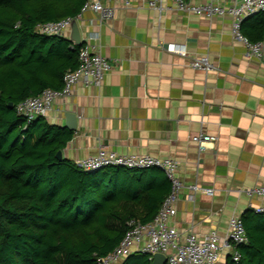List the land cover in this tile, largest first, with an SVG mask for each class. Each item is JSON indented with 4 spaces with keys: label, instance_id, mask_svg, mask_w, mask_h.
Wrapping results in <instances>:
<instances>
[{
    "label": "crops",
    "instance_id": "1",
    "mask_svg": "<svg viewBox=\"0 0 264 264\" xmlns=\"http://www.w3.org/2000/svg\"><path fill=\"white\" fill-rule=\"evenodd\" d=\"M116 6L112 19L101 22L98 13L87 10L79 20L82 40L101 48L114 67L101 85L81 82L71 95L55 100L47 115L51 122L66 126V112L78 114L63 157L75 162L105 145L121 154L178 159L184 186L171 223L183 239L191 231L212 229L226 236L233 215L256 211L264 201L246 192L264 186V57L247 54L228 15L185 12L173 0L162 9L138 1ZM172 42L185 44L189 54L168 50ZM201 56L216 68L191 65ZM200 132L218 138L201 148L193 139ZM136 171L143 174L142 185L153 186L154 197L170 193L164 170ZM195 182L214 193L195 191ZM130 204L142 214V203Z\"/></svg>",
    "mask_w": 264,
    "mask_h": 264
},
{
    "label": "trees",
    "instance_id": "2",
    "mask_svg": "<svg viewBox=\"0 0 264 264\" xmlns=\"http://www.w3.org/2000/svg\"><path fill=\"white\" fill-rule=\"evenodd\" d=\"M86 1L0 0V264H100L129 220L154 219L165 199L142 185L136 169L90 172L60 159L74 131L45 115L27 122L17 110L29 96L61 88L65 73L78 67L81 44L38 25L76 16ZM242 31L251 41L263 39L264 10L249 16ZM130 202L142 203V214ZM242 218L249 240L240 260L228 256L227 264H264V212L248 210ZM121 264L153 260L135 251Z\"/></svg>",
    "mask_w": 264,
    "mask_h": 264
},
{
    "label": "built area",
    "instance_id": "3",
    "mask_svg": "<svg viewBox=\"0 0 264 264\" xmlns=\"http://www.w3.org/2000/svg\"><path fill=\"white\" fill-rule=\"evenodd\" d=\"M138 1L139 6L148 5L162 9L167 0H87L81 11L76 16H66L59 20H49L38 25L42 33L50 35L66 36L75 19L83 17L85 11L93 10L99 15L101 22L112 19L116 12V3L126 6ZM178 9L185 12L203 14L207 17L228 15L232 18V33L235 39L242 41L247 47L250 56L264 57V38L251 41L242 31L243 22L251 15L264 10V0H173ZM168 4V3H167ZM167 49L188 55V49L183 43H168ZM79 65L75 69H69L64 76V84L61 88H45L40 94L25 98L18 103L17 110L31 122L38 115L47 116L54 107L58 97H68L74 87L83 82L86 85H101L106 75L113 69L111 59L104 55L96 44L90 39L82 41L79 50ZM191 65L206 71L216 68L209 61L208 56L193 57ZM216 135L200 132L193 136L201 148L207 142L215 143ZM76 165L86 171L94 172L108 166H118L131 169H146L157 167L164 170L169 176L172 188L165 197L162 206L154 219L143 222L137 217L129 220V227L121 242L108 254L99 256L100 264H121L135 251H142L154 259L157 252H163L167 256L166 264H224L223 253L235 261L241 258L240 246L249 240L247 229L241 215H233L230 219L229 231L222 236L217 230H210L204 234L195 231L189 232L183 239L179 229L171 223L176 215L177 202L180 198L183 181L177 174L180 161L175 158L161 159L151 154H121L105 145L100 146L97 154L88 155L77 159ZM191 187L197 191L214 193L213 187L202 186L195 182ZM250 195H261L264 198V186L247 188ZM194 194L191 198H194ZM264 212V201L255 209Z\"/></svg>",
    "mask_w": 264,
    "mask_h": 264
},
{
    "label": "water",
    "instance_id": "4",
    "mask_svg": "<svg viewBox=\"0 0 264 264\" xmlns=\"http://www.w3.org/2000/svg\"><path fill=\"white\" fill-rule=\"evenodd\" d=\"M71 27L72 28L70 33V39L75 44H81L83 40H82V32L79 21L75 19ZM10 104L13 105V102H10ZM66 119H67L66 126L72 130H76L78 126V114L74 111H68L66 112ZM57 155L60 159L63 158V150H59ZM166 260H167V256L165 253L157 252L154 256L153 264H166Z\"/></svg>",
    "mask_w": 264,
    "mask_h": 264
}]
</instances>
